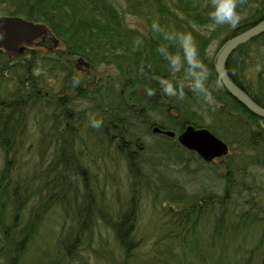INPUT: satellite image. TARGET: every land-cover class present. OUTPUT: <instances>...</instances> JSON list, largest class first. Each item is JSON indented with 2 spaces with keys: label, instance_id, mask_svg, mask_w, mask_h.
<instances>
[{
  "label": "trees",
  "instance_id": "trees-1",
  "mask_svg": "<svg viewBox=\"0 0 264 264\" xmlns=\"http://www.w3.org/2000/svg\"><path fill=\"white\" fill-rule=\"evenodd\" d=\"M211 7L212 0H124L123 4L119 0H0V15H18L45 23L51 39L57 43L56 47L51 45L53 54L47 53L43 55L44 58L42 56V73L33 75L27 66L28 90L20 85L12 97L8 95L12 100L7 99L6 93L2 97L5 103L0 100V144L6 151L15 152V146H10L17 133L18 121L15 118L24 109L30 111V116L40 120L41 124L46 120L52 128L46 132L54 131L55 135V140L47 136L44 137L45 141L42 137L38 142L37 152L31 156L35 164H32V169L24 166L17 171L14 164L18 157L7 156L0 170V192L9 184L15 185L13 192H9L0 201V232L4 237L0 258L2 256L3 264H23L24 260L21 253L23 247L9 237L12 226L18 222L7 224L3 221L2 213L6 211L7 197L14 216L11 222L14 223L16 215L22 216V209L31 195L36 197L33 202L38 208L40 219L48 206L46 199H50V205H62L59 207L62 217H67L70 226L56 240V247L47 245V251L51 250V254L46 257L47 251H44L43 257L48 259L44 264H72L74 261L72 254L78 246L75 233L81 236L86 224L89 229L92 224L89 220L95 217L91 212L92 198L84 202H72L76 197L88 195L93 184L87 180L89 173L78 169L73 159L69 158L72 151H77L80 146L78 151L81 152V147H84L87 151V156H84L96 163L92 158L93 148L90 147L98 141L91 137V133L84 137L81 135L83 141L74 147L80 126L85 123L84 111H92L95 116L96 113H103L104 129L101 128L108 138L106 143L113 144L115 155L125 157L135 178H140L144 183L149 179L169 183L166 187L170 197L180 201L176 204L187 205L180 210H183L181 217L184 215L181 219L175 218L180 212L174 210V213L166 211L164 214L170 218L162 222L165 229L173 228L170 231L176 232L175 238L173 234L169 237L171 244L178 246L195 226L194 222L199 220V216H213L217 212V221L207 250L213 252L214 244L219 241L220 256L224 258L227 247L236 243L233 258L236 264H264V119L246 109L224 89L214 68L215 54L228 38L264 20V0H239L241 20L234 28L229 25H213L209 17ZM125 14H132L141 20L140 28L143 29L128 24ZM154 19H158L168 31L192 34L200 58L209 70V99L205 100L193 92L188 87V81H184L183 99L164 91L170 82L175 86L177 81L183 80V71L173 73L167 60L158 51L162 45H167L170 51L178 49L172 42L166 41L162 33L152 31L151 23ZM138 38L143 43L134 47V41ZM213 43L216 51L208 54ZM228 56L225 67L229 77L249 98L264 107V32L239 44ZM78 58L90 65V73L94 66L99 65H111L114 73H102L98 82L86 73L76 76ZM5 59V56H0V66L6 63ZM248 59L250 63L245 64L244 61ZM256 64H259V69ZM21 71L24 73L25 69ZM57 73L63 75L61 95L57 90L54 92L53 81L48 83L46 79L56 78ZM74 78L79 80L75 86ZM140 89H144L143 92ZM80 101L87 104L82 107ZM187 125L205 127L229 145L221 162L214 164L213 160L204 161L191 151H186L176 138L163 133L166 130L182 132ZM155 126L161 132H154ZM233 145L239 147L240 151L231 148ZM186 153L190 154L189 157ZM190 160L195 167H191ZM178 164L184 168L182 170L187 176L189 173L191 176L201 173L206 179H211L212 172H220L221 181L216 178L218 181L213 184L218 191H214L215 197L206 196L207 191L186 192L184 184L175 176L174 169ZM12 168L16 178L10 172ZM72 172L85 192H77L76 187H73L71 193L70 178L71 181L74 179L70 177ZM226 184L231 185V188L222 189ZM23 190H28L30 195L20 193ZM41 194H46L45 200H40L43 198ZM201 205L207 208L201 211L198 209ZM151 209L156 208L152 206ZM126 212H122L120 224L112 225L109 222L111 225H106L120 243L124 255L119 256L120 260L116 262L113 254L109 253L106 257L95 255L96 261L103 264H127L120 261L122 258L126 261L132 252L128 239L134 235L136 222L135 216L126 215ZM182 227L184 231H177ZM74 228L77 229L72 232ZM216 228H219V232ZM34 231L35 226L31 222L21 233L32 236ZM85 238L87 240V235ZM246 240L248 243L244 246L242 241ZM191 244L194 246L195 243ZM86 246L87 254L96 253L91 251L88 244ZM182 252L187 254L183 244H180V249L175 253L179 255ZM175 258L173 254L172 259ZM179 259L183 262L182 258ZM171 262L180 264L177 259ZM129 264L138 263L132 261Z\"/></svg>",
  "mask_w": 264,
  "mask_h": 264
},
{
  "label": "rangeland",
  "instance_id": "rangeland-1",
  "mask_svg": "<svg viewBox=\"0 0 264 264\" xmlns=\"http://www.w3.org/2000/svg\"><path fill=\"white\" fill-rule=\"evenodd\" d=\"M123 2L124 0H119L120 4H123ZM1 16L11 17V18L18 17V18L27 20L29 22L35 21V20L32 21V20L26 19L25 17L18 16V15L10 16V15L1 14L0 17ZM125 18L127 19L128 24H130L131 26H134L140 30L143 29V28H140L142 25V21L136 18L134 15L125 14ZM45 36L50 37V34L47 32V30L45 31L43 37H41V40H43ZM215 49H216V46H215V43H213L208 49V54L216 51ZM0 56H3V55L0 53ZM244 63L249 64L250 60L248 59V61L246 62L244 61ZM258 65L259 64H256V66ZM214 68H215V63H214ZM257 69H259V66L257 67ZM77 72L78 73H76L77 74L76 76L84 74L80 70H78ZM104 72H107L109 74L114 73L113 67L111 65L110 66H107V65L94 66L92 69V74H93L92 79L94 78L95 82H98L100 75ZM62 77L63 75L60 74L58 76V79L59 78L62 79ZM52 78L47 77L46 78L48 79L47 82L52 83L53 81ZM53 85H54V81H53ZM58 87L59 85L56 86L54 92H56V90L58 91ZM143 90L140 89L141 92H143ZM15 92L11 94H5V95L7 96L8 99L12 100L11 98L8 97V95L12 97L15 94ZM24 94L26 95V93ZM1 96L4 97V94L3 95L1 94ZM82 101H85V100H82ZM3 103H5V98L3 100ZM81 103H83L81 105L82 107H84L87 104L85 102H81ZM26 105H24L23 107L26 108L25 107ZM75 113L76 115L78 114L77 112ZM102 114L96 113V116H95V114H92V111L91 113L90 112L87 113L84 111L83 116L84 118H86L84 119L85 123L84 125L80 126V129L78 131L80 132V134L78 135L79 136L78 139L74 140V143H75L74 147L76 145H80L81 140H82V138L80 137L81 135L84 137L88 135L89 133H91L90 134L91 137H93V139L95 140V136H100L102 134V128L104 129V127L94 128L95 130H93V128H91V125L89 123L91 118L93 117L100 118ZM16 119L18 121V124L16 127L17 133L12 138L11 141L13 142H11V145H10V146H13V145L15 146L14 147L15 152L11 153V151L9 150L6 151L5 148L0 144V170L3 167V164H5V158L7 156L9 157L13 156L14 158L18 157L16 163L14 164L15 168H18L17 171L21 170L24 166H27V169L28 168L32 169V164L34 166L35 164H34V161H32L31 156L36 154L37 152L36 149L39 146L38 142L41 140V138L43 137L44 139V137L48 136L50 137L49 138L50 140H55L54 139L55 135H53L54 131L53 133L46 132L47 130H49L50 124L46 123V120H44L41 124V122H39L40 120L38 119L36 120L30 116V111H28L27 109H24V111H21L19 115L16 116L15 120ZM58 136H60V134ZM43 139H42V142L45 141V139L44 141ZM77 140H79L78 143H76ZM106 142L107 141H102V142L98 141V143L97 142L96 144L94 143L96 151L92 150L93 151L92 155H95L98 165L104 168H107L106 165L110 160L111 153L114 154L113 144H107ZM50 143H52V141ZM231 148H234V149H237V151H240V148L237 147L236 145H233V147ZM78 150H80V146L77 149V151ZM188 150L191 151L193 154H195L194 156H198L201 158V156L195 153L193 150L187 149V151ZM81 153L85 155V153H87L86 149L82 150ZM189 155L190 154L186 153L187 157H189ZM85 156H87V154ZM117 158L119 159L120 157H117ZM212 159L210 161H212ZM222 159L223 157H216V158L214 157L212 162L214 164H217L218 162H221ZM192 160H190V165L193 168L195 167V165ZM204 161H207V160H204ZM167 166H170V165H167ZM70 167L74 169L72 164H70ZM182 169L184 168L178 164V165H175L174 171H175V176L177 177V179L180 180L182 184H184L183 186L185 187L186 192H189L190 190H193V192H199V193L205 192V191L207 192L217 191V189L213 187L214 186L213 184L216 183V181L218 180L221 181L222 174L220 172H218L217 174H214V172L211 171L212 172L211 179L209 178L206 179V177H204V175H202L201 173L194 174V176H191L192 174L189 173L190 175L187 176L186 172H184ZM10 172L16 178V173H14L13 168L11 169ZM72 174L73 172L70 174V177L72 176ZM13 176L10 177V180L13 179ZM72 177H74L73 179L74 182L71 181L72 178H70V187H69L71 193L73 192V187H76L77 192L79 190L82 193L85 192L84 189H81L80 183L79 181H77V178L75 177V175ZM226 185L227 186L223 185L222 189L231 188V185L229 184H226ZM7 188L3 190L2 192H0V201L3 198H5V196H8L9 192H13L15 185L9 184ZM220 189H221V185H219V190ZM105 190L110 191L109 194H112V196L111 195L105 196V197L103 196L102 200L96 198V195H100V194L102 195V192H104ZM27 191L28 190H23L20 193H23L24 195H30V193H27ZM90 191L93 194V199H97L96 201H94V203H92L91 208H95L99 206L101 209V212L105 213V215L103 216L105 217L107 216L108 219H112L116 216H119L120 213L125 211L124 208L127 206V205L124 206V203L128 204L129 202L128 198L125 197L126 195L125 186L123 185V182L120 179L116 180L114 187L106 185L105 182L102 183L100 181H97L91 184ZM95 192H96V195H95ZM41 195L43 196V198H41L40 200H45L46 194H41ZM35 198L36 197L32 195L30 196L29 202L26 203L25 208L22 209V212H21L22 216L16 215V219L14 223L11 222V219L14 216L11 214V205H10V202L7 201L9 199L8 197L6 200V205H7L6 211L2 213L3 221L5 223L15 224L18 222L17 225L12 226L11 234L9 235V237L13 239L14 241H18V244L23 247L21 248V253L23 254V258H24L23 264H39L40 262L41 264L46 263L48 259L43 257V253L44 251H47V245L55 246L56 240H58L60 235L63 236L62 234H64V232L68 230V228L70 227L69 224H67V217L65 216L62 217L61 209L59 208V207H62V205L60 204L56 205L55 210L57 213L53 210L52 211L50 210L47 213V216H46L47 218L45 217V219L40 220L38 213H37L38 208L35 206L33 202V199ZM46 200H47L46 202L47 205L50 206V203H49L50 199H46ZM69 200H72V199H69ZM138 203H139V206L137 208L138 216L137 217L135 216L136 224L134 225L135 232H134V235L132 234V238L134 239L135 243L131 245L130 249L132 252L129 255L128 259L124 261L122 258L120 262L122 263L127 262V264H129L132 261H136L138 264H142V263L143 264H164L166 262L168 264H171L172 263L171 261H175L177 259L178 262H180V264H183L184 262H186L185 264H208V262L210 264H236V259L233 260L236 243H231L227 247V250L224 254L225 255L224 258L223 256H220L221 249H220L219 241H217L214 244L213 252H210L207 250L208 245L211 242L210 235L213 233V229H214L213 226L215 225L217 221L216 220L217 217L215 215L213 216L202 215L203 217L199 216L198 217L199 220H195L194 222L195 226L192 227V230H189L188 235L183 237L177 246L176 244L175 245L171 244L172 241H169V237L171 236V234H173L175 238L176 232L170 231V229H173V228H170L168 230L165 229L164 223L162 224L164 220H170V218L168 219V216L167 217L162 216L163 212L160 209H157V208L151 209V204L149 203L145 204L141 202L140 200L138 201ZM32 207H34V210L32 209ZM172 207L176 208V211L180 212L181 209H185L186 205L184 206L182 204H174V206ZM172 207L170 208L172 209ZM30 209L31 211H29ZM93 211L94 210L91 209V212L94 213L93 215H95V217L92 221L89 220L90 221L89 223H92V224L89 227V229L85 231V235L82 234L80 236L77 232L75 233L76 238H77V240L75 239V242L76 241L78 242L77 243L78 246H76L75 253L72 254L73 255L72 259H74V261H72V264H103V262L101 261H98V260L96 261V259L94 258L95 255L106 257L108 256L109 253L113 254V256L116 257L114 260L116 262L118 259L120 260L119 256L124 255L123 250H121L120 243L117 242L115 236H112L113 232H111V230L104 224V222L102 221V218L97 213H95V211L94 212ZM31 212H36V214L31 213ZM31 222H33V225L35 226V231L33 232V235L29 236L26 233H21V230L25 226H27V224ZM75 229L77 228L71 229V231L74 232ZM184 230L185 229H183L182 227L181 230L179 229L177 231L181 233ZM260 231L261 230L257 231L256 236H255L256 238L258 234L260 233ZM86 235H87V240L85 238ZM90 236H91V239H90ZM3 241H4V237L2 233L0 232V247L1 245H3L4 243ZM191 242L195 243L194 246L193 244H191ZM247 243H248V240L242 241V244L244 246H246ZM86 244H88L90 248H95V247L97 248V246H99L100 250L97 251L96 253H92L93 256L89 257L87 255L88 247L87 246L85 247ZM180 244H183L184 251H186L187 254H185L184 252H182V254L179 253V255L175 253L176 251L180 249ZM249 247H251V245ZM50 254H51V250H48L46 252V257H48ZM173 254H175L177 258L172 259ZM150 256H152L154 260L152 259L148 260L147 258ZM179 257L183 259V262L179 261L180 260ZM2 260L3 259L1 256L0 264H3L1 262Z\"/></svg>",
  "mask_w": 264,
  "mask_h": 264
},
{
  "label": "water",
  "instance_id": "water-1",
  "mask_svg": "<svg viewBox=\"0 0 264 264\" xmlns=\"http://www.w3.org/2000/svg\"><path fill=\"white\" fill-rule=\"evenodd\" d=\"M46 28L41 24L29 22L18 17H0V47L3 45L8 50L16 49L19 42L23 39L32 40L36 37H42ZM264 32V20L258 22L247 31L238 33L224 42L216 52L215 68L218 77L221 79L224 89L238 100L246 109L252 111L255 115L264 119V107L257 104L252 98L238 87L226 72L225 63L228 55L241 43L247 42L259 33ZM21 40V41H20ZM21 51V49L19 50ZM155 126L153 131H159ZM165 134L175 136L173 131H166ZM178 141L186 149L193 150L201 156L203 160L210 161L214 157H220L228 151L227 143L218 138L210 130L192 125H188L179 135Z\"/></svg>",
  "mask_w": 264,
  "mask_h": 264
},
{
  "label": "clouds",
  "instance_id": "clouds-1",
  "mask_svg": "<svg viewBox=\"0 0 264 264\" xmlns=\"http://www.w3.org/2000/svg\"><path fill=\"white\" fill-rule=\"evenodd\" d=\"M239 0H212V7L209 11V17L213 25H229L236 27L241 20V13L238 11ZM153 32L162 33L166 41L172 42L177 51H170L167 45H162L158 51L167 60L173 73L183 71V80L177 81L175 86L170 82L164 91L169 95H175L183 99L185 92V83L188 81V87L205 100L209 99L211 92L207 86L209 70L203 60L200 58L197 43L190 32L168 31L159 22L154 19L151 23ZM143 43L141 39L134 41V47ZM79 84V80L74 78L73 85ZM91 127L100 128L104 121L102 118L93 117L89 121Z\"/></svg>",
  "mask_w": 264,
  "mask_h": 264
},
{
  "label": "bare ground",
  "instance_id": "bare-ground-1",
  "mask_svg": "<svg viewBox=\"0 0 264 264\" xmlns=\"http://www.w3.org/2000/svg\"><path fill=\"white\" fill-rule=\"evenodd\" d=\"M34 23L41 24L42 26H44L47 29L45 23H41V22H37V21H34ZM23 38H25V37H23ZM23 38H22V41L20 40L21 42H19V45H25V44L31 45V43L34 42V40L39 38V37H36L32 40H27V39H23ZM19 45L16 48L18 50V52L20 49L23 48ZM24 48L22 50H24ZM4 49L6 51H9L6 48H4ZM81 64H83V63L78 62V64H76V67H75L76 70L79 69V66ZM84 67H86L85 64H84ZM100 118H102V116ZM168 136L171 137L170 135H168ZM95 140L102 142V141H107L108 138L105 136L104 133H102L100 136H95ZM177 141H178V139H177ZM183 148H185V147L183 146ZM185 150L187 151L186 148H185ZM117 157H120V158L118 159ZM69 158L73 159V161L75 162L78 169L85 170L90 174V178L93 181V183L100 181L102 183L105 182L106 185L114 187L116 180L120 179V180H122L123 185L125 186V189H127L129 191V193L131 194V196L134 197L135 199H139L141 202H143L145 204H148V203L152 204V206L154 208L157 207V209H160L163 213H165L166 211L174 213V211H176V208H174L172 206H174V204H176L180 201L179 200L175 201L174 198L170 197V192L167 191V187H166V186H168L169 183H162V181H160V180H151V179H149L147 183H144L143 180H141L140 178H138V177L135 178L134 174H132V170L130 168L131 166L128 167V163L126 160H124L125 157L123 155L119 156L117 154V155L111 156L109 162L106 165L107 168H104V167L97 165L96 163L92 162L90 159L86 158L83 155V153H81L79 151L73 150ZM136 164H137V161L135 160V165ZM147 185H148V187L146 188ZM109 192L110 191L105 190L104 192H102V195L101 194L96 195V192H95V195H96V198H103V196L105 197V196H110V195L112 196V194H109ZM206 196L212 198V197H215V193L214 192H208L206 194ZM89 198H93V194L84 195L82 197H76L73 199L72 202H84L85 200H87ZM209 203H210V201H208V204ZM170 207H172V209ZM199 207L200 208H198V209L201 211L203 209L207 208L203 205H201ZM55 208H56V206L53 204L50 206H47L45 212L43 213L44 215L42 216L41 219H45V217L47 216V213L50 210L51 211L53 210L56 212ZM125 210L127 211L126 215L128 214L130 216H133V215L136 217L138 216V210L136 209V207L133 203L127 204V207L125 208ZM29 211H31V209ZM177 212H179V211H176V213ZM182 212H183V210L175 218L179 219L181 217ZM214 215H217V212H215ZM183 217H184V215H183ZM183 217H181V218H183ZM122 222H124V221L122 220ZM117 224H120V222L117 221L116 225ZM86 230H88V223L86 224V227L83 231L84 235H85ZM216 230L219 232V228H216ZM128 240H129L128 242L130 243L129 246H131L133 243H135L133 238L132 239L130 238ZM99 250H100L99 246H97V248L96 247L91 248V251L97 252ZM208 264H210V263L208 262Z\"/></svg>",
  "mask_w": 264,
  "mask_h": 264
},
{
  "label": "flooded vegetation",
  "instance_id": "flooded-vegetation-1",
  "mask_svg": "<svg viewBox=\"0 0 264 264\" xmlns=\"http://www.w3.org/2000/svg\"><path fill=\"white\" fill-rule=\"evenodd\" d=\"M54 39H51V37H44L43 40H41V37L34 40V42L31 43V45H19L21 47H25L24 50L21 49V51L18 52L17 49L6 51L3 47H0V53L5 56V64L3 66H0V100H4V98H1V94L4 93L9 94L12 92H15V90L20 89L19 86L25 87V90H28V76L26 68L29 66L30 73L35 75L42 73V56L49 54H53L54 51L52 49V44H54V47L57 45ZM20 49V48H19ZM28 61V63H27ZM14 68V70L12 69ZM88 67H84V63L79 66V69L82 73H86L88 76L92 77L91 67L87 69ZM22 69H25V72L22 73ZM58 72V71H57ZM22 74V75H21ZM61 74V73H60ZM57 73V75H60ZM58 76L56 79L52 78L54 81L55 88L57 85L58 92L61 95L62 94V79ZM43 78V76H41ZM24 90V92H25ZM8 99V98H7Z\"/></svg>",
  "mask_w": 264,
  "mask_h": 264
}]
</instances>
